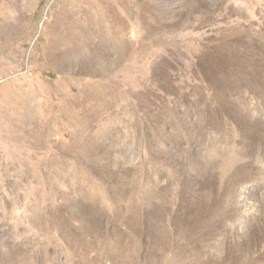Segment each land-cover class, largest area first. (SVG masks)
<instances>
[{
	"label": "rangeland",
	"instance_id": "374dc122",
	"mask_svg": "<svg viewBox=\"0 0 264 264\" xmlns=\"http://www.w3.org/2000/svg\"><path fill=\"white\" fill-rule=\"evenodd\" d=\"M0 264H264V0H0Z\"/></svg>",
	"mask_w": 264,
	"mask_h": 264
}]
</instances>
